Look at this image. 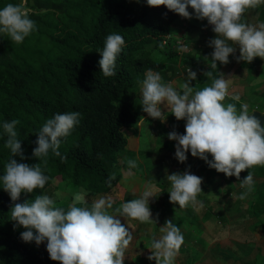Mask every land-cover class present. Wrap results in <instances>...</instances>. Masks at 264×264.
I'll return each instance as SVG.
<instances>
[{
  "label": "trees",
  "instance_id": "16d2710c",
  "mask_svg": "<svg viewBox=\"0 0 264 264\" xmlns=\"http://www.w3.org/2000/svg\"><path fill=\"white\" fill-rule=\"evenodd\" d=\"M22 2L0 0V8ZM25 6L36 30L20 44L0 36V176L14 158L30 165L41 163L49 179L43 189L22 193L16 202L0 180V264H60L50 259L46 240L40 245L23 241L21 233L26 229L14 227L10 209L14 203L32 202L38 195L51 198L59 189L57 182L69 180L75 189L95 193L112 188L122 166L118 155L129 145L125 129L135 128L147 115L137 108L142 102L145 74L164 67L166 58L155 59L148 54V47L164 51L167 59L177 57L179 51L173 46L171 33L181 16L166 6L150 7L146 0H26ZM109 34L123 36L125 45L117 57L116 74L106 77L98 62ZM188 46L184 58L186 68L197 72L193 84L212 83L221 75L223 64L217 62V68H210L212 60L209 63L201 46ZM207 71L213 78L204 75ZM252 105L253 109L259 107ZM73 111L81 114L80 122L61 138V156L50 151L45 165L32 155L39 131L55 114ZM12 120L19 121L17 139L26 160L13 157L5 147L8 137L2 125ZM194 170L208 183L220 174L203 159ZM200 201L203 205L207 202L204 198ZM55 207L69 209L64 201Z\"/></svg>",
  "mask_w": 264,
  "mask_h": 264
},
{
  "label": "clouds",
  "instance_id": "9594fccd",
  "mask_svg": "<svg viewBox=\"0 0 264 264\" xmlns=\"http://www.w3.org/2000/svg\"><path fill=\"white\" fill-rule=\"evenodd\" d=\"M150 7L166 6L184 18L191 19L194 10L195 18L207 20L212 25L216 38L210 39L209 46L214 50L210 54V68H217V62L228 64L229 57L239 46L240 55L237 61L251 63L256 57L264 59V23L250 25L242 22L248 9H255L264 0H146ZM20 4L9 3L0 8V36H7L12 43H23L26 37L36 30V23L30 18V10ZM125 45L123 36L109 34L100 50L99 66L106 77L114 76L117 57ZM189 82L197 79V72L191 67L187 71ZM213 78L211 71L204 72ZM186 82L177 90L171 82H162L159 73L148 70L142 81V110L153 119L166 122L167 115L161 105L168 109L177 120H186L183 134L173 130L167 134L168 139L176 141L175 158L184 163L190 151L193 157L203 159L210 168L228 177L235 176L244 191L239 199L244 200L254 191L255 180L251 171L240 179L241 172L255 166H264V126L261 121L248 111L246 104L238 112L235 103L223 102L229 96L228 81L224 74L213 78L211 86L195 90ZM231 100L239 101V95H232ZM80 113L73 111L57 113L48 119L39 131L37 146L32 155L46 165L51 151L61 156L58 151L61 138L70 134L80 122ZM17 120L3 122V131L7 134L5 147L12 156L26 160L21 140L17 139ZM209 155L212 157L209 159ZM63 159V158H62ZM130 167H135L134 160H129ZM114 178V177H112ZM170 182V202L180 208L189 205L196 211L203 207L197 199L203 191V178L190 170L166 175ZM41 168V163L30 165L10 159L5 165L2 180L3 189L13 202L20 199L22 193H33L37 188L43 189L48 181ZM155 194L145 190L139 198L124 202L112 215L108 209L113 201L101 197L91 202V207L77 206L85 203L80 195H75L73 203L65 211L55 207V202L47 195H38L32 202L14 203L10 209L14 227L22 226L25 231L21 238L25 242L35 241L40 245L47 241V252L50 259L60 264H124L125 250L133 239L132 233L117 217L149 223L153 220L150 209V198ZM163 234L155 237L150 244L151 254L147 259L156 264H173L175 257L184 243L180 228L168 219L159 228Z\"/></svg>",
  "mask_w": 264,
  "mask_h": 264
},
{
  "label": "rangeland",
  "instance_id": "374dc122",
  "mask_svg": "<svg viewBox=\"0 0 264 264\" xmlns=\"http://www.w3.org/2000/svg\"><path fill=\"white\" fill-rule=\"evenodd\" d=\"M153 47L154 46L150 45L147 52L155 59H158V57H160L158 50L156 49L153 51ZM209 61L211 62L210 59ZM244 63L245 62L243 61L242 64ZM230 68L228 64H226L222 66V73L220 72L221 74H224L229 86V96L223 103L225 105H227V103H235L238 112L244 104L248 106L250 114L254 110L264 112V94L259 92V90L264 87V72L258 78L259 80L255 81L257 80L258 75L252 76L250 73L244 75V73L248 71V67L238 65L236 66V72L233 70V74L230 73L233 68L231 66ZM183 71L186 72L185 75H183ZM183 71L180 75L186 78L184 79L186 82H189L187 70L184 69ZM173 79L174 77L170 76L166 83L174 81L171 82L173 86L176 87L177 90H181V85L185 82L177 84V81ZM192 82H194V80ZM192 82L189 83L190 86L194 88V91L206 86H211L212 84L211 82L204 84H202V82L193 84ZM232 95H239L240 100L237 102L231 100ZM252 104H259V107L253 110ZM137 108L141 113L143 112L142 104H138ZM161 108L167 115L166 122L162 123L159 119H153L147 114L143 117L138 126L125 129V134L129 139V145L118 155L122 166L117 169L116 176L118 182H116L117 180L115 179L110 190L95 193L83 188L75 189L72 186L71 181L68 180L63 183L57 182L59 189L56 190L51 197L55 204L64 201L70 206L73 203L74 196L80 195L85 202L77 204V206L80 207H91L92 201L98 200L101 197H110L113 201V207L108 209V212L112 215H119L116 213L115 209L120 207L124 202L139 198L145 190L152 191L155 194V197L150 198L149 206L153 218L151 222L141 223L138 220L117 217L133 235L132 241L125 250L124 264L156 263L154 260L150 261L149 259H147L148 263H146L147 260L143 258V254H151L149 249L151 241L154 237L159 239L163 235L159 231V228L164 226L168 219L173 220V223L180 228L181 233L184 236V243L182 244L179 253H181V255L185 254L187 252V245L192 240L191 230L193 227L190 222L195 218H198V225V221H203L205 218L210 217L212 209L206 212L209 207H206L205 204H215L213 206L216 208V211H218L220 208L219 205H225V203L238 200L240 194L244 191V189L240 187V181L237 180L235 176L228 177L223 173H220L219 177L213 183H208L205 177L198 175L195 172L194 166L200 158L193 157L190 151L187 153V161L184 163L179 162L174 156L176 141L169 140L167 134L173 130L183 134L185 132L186 120H177L173 114L168 112V109L164 107V105H161ZM129 160L135 161L136 166L134 168L129 166ZM124 162L126 165H124ZM185 170H190L191 173L203 178V191L198 195L197 199L200 201L204 198L207 202L199 211H191V205L185 208H180L178 204L170 202V193L168 192L170 182L167 180L166 175L174 172H183ZM248 171H251L254 175L255 186L258 188H264V177L259 175L260 173L264 174V166H255L250 170L242 171L240 179L245 178ZM217 192H220V194ZM249 197L250 195L241 201L248 202ZM226 209H228V207H226ZM217 216L216 219H219L220 215ZM158 217H160L159 225L157 224L158 222L155 223V221L158 220ZM201 229H203V223ZM178 261L179 258L177 255L173 264H177Z\"/></svg>",
  "mask_w": 264,
  "mask_h": 264
},
{
  "label": "crops",
  "instance_id": "0c3cea01",
  "mask_svg": "<svg viewBox=\"0 0 264 264\" xmlns=\"http://www.w3.org/2000/svg\"><path fill=\"white\" fill-rule=\"evenodd\" d=\"M189 11L193 13L191 19L181 16L172 26L171 36L174 42L173 46L179 51L178 56L167 59V54L164 51L160 49L158 51L161 60L166 58L164 67L156 72L161 75L164 83L170 76L174 77L173 80H176L177 84L186 83L184 80L186 78L180 74L184 69L188 71L189 68H186L184 50L177 43L179 39L185 40L187 44L193 43L195 46H201L200 50L205 51L204 55L211 59L210 54L214 49L208 47L209 41L216 38L217 34L212 31L213 26L209 25L206 19L195 18L191 6H189ZM242 22L257 26L264 23V3L255 9H248L242 17ZM228 43L230 46L236 47L235 53L229 57L228 66L233 68L230 73L233 74V70L236 72L238 65L248 67V71L244 75L249 73L252 76L258 75L257 80H255L258 81L264 72V59L256 57L251 63L242 64L243 61L238 62L236 59L240 55L239 46L230 41ZM183 72L185 75L186 72ZM259 92L264 93V87ZM259 175L264 177V174L260 173ZM217 193L220 194V192ZM249 195L248 202L238 199L234 202L225 203V205H219L218 211L216 208H211L210 217L205 218V220L199 219L203 221H198V225V218L191 221L190 224L193 227L191 230L192 240L187 245L185 254H177L179 258L177 264H264V188L255 186L254 191ZM213 205L215 204H205L206 207H209L206 211H209L210 206ZM217 215H220L219 219H216ZM155 223L159 225V220H156ZM202 223L203 229H201ZM149 255L143 254V258L147 260Z\"/></svg>",
  "mask_w": 264,
  "mask_h": 264
},
{
  "label": "built area",
  "instance_id": "2783aa9c",
  "mask_svg": "<svg viewBox=\"0 0 264 264\" xmlns=\"http://www.w3.org/2000/svg\"><path fill=\"white\" fill-rule=\"evenodd\" d=\"M163 42H164V44H166V43L168 42V39H165ZM177 43L179 44V46H180L184 51H189V46H188V44L186 43L185 40H181V39H179V40L177 41Z\"/></svg>",
  "mask_w": 264,
  "mask_h": 264
},
{
  "label": "water",
  "instance_id": "95a60500",
  "mask_svg": "<svg viewBox=\"0 0 264 264\" xmlns=\"http://www.w3.org/2000/svg\"><path fill=\"white\" fill-rule=\"evenodd\" d=\"M252 114L259 118L261 121V125L264 126V112L260 110H254Z\"/></svg>",
  "mask_w": 264,
  "mask_h": 264
},
{
  "label": "flooded vegetation",
  "instance_id": "af4514ba",
  "mask_svg": "<svg viewBox=\"0 0 264 264\" xmlns=\"http://www.w3.org/2000/svg\"><path fill=\"white\" fill-rule=\"evenodd\" d=\"M254 110V109H253Z\"/></svg>",
  "mask_w": 264,
  "mask_h": 264
}]
</instances>
